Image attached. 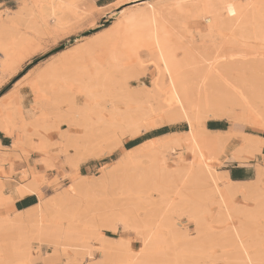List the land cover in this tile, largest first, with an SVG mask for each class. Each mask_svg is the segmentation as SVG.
<instances>
[{
  "label": "bare ground",
  "instance_id": "obj_1",
  "mask_svg": "<svg viewBox=\"0 0 264 264\" xmlns=\"http://www.w3.org/2000/svg\"><path fill=\"white\" fill-rule=\"evenodd\" d=\"M83 1L85 0H22L16 8L0 10L1 74L9 75L14 72L15 68L33 52L31 49L33 40L29 36L40 37L47 34L50 29L69 31L80 21V17L85 13L90 14L89 8L83 5ZM154 1L145 0V8L137 9L118 19L113 25L104 27L99 36H92L85 41L70 45L56 59L42 66L31 80L38 84L46 95L39 100V108L42 110L47 108V111L53 109V112L50 110L51 114L59 116V126L64 125L66 119L72 118L73 124L83 128L85 140L83 145L86 146L84 149L88 148V150L93 146L92 136L95 138L98 136L103 141L107 136V139L114 137L121 143L123 138L128 137L126 134L133 126H142L148 131L152 129L153 124L167 125L163 123L165 120L183 121L187 125V120H180L181 114L187 111L189 117L193 119V126L187 127L181 133L166 132L137 146L124 148L123 153L114 161L113 170L116 172L112 173L111 177L107 178L106 173H103L96 177V180L78 182L74 187V193L84 192L85 195V192H89L86 195L94 196L98 191H103L102 194L107 195L104 191L109 183L119 184L121 186L117 188L119 191L123 189L121 185L123 180H119L115 174L119 171L124 174L125 167L131 166L136 172L137 180L150 181L149 183L160 193L161 198L155 207L156 215L145 214L150 224L157 225L151 248L166 253L155 257L156 259L178 260L181 264L185 262L207 264L209 254L205 239L212 234L217 238L216 245L223 264H236L246 259L240 247L241 241L245 247L255 249L253 259H258L261 232L264 231L255 225L257 217L264 214V185L259 175L260 162H256L254 166L256 167L254 179L248 182L230 181L218 166L223 164L222 160L227 155L228 158L237 155L236 161L240 163L250 159L251 156H256L252 153H260V143L251 139L245 142L244 137L246 135L250 137L252 133H243L234 130L233 127L231 130H211L205 126V122L209 119L204 117L211 112L213 119L231 120L232 126L235 121L251 127V124L245 121L256 120L259 116L264 78L261 82L257 77H264V51L246 53L238 48L224 47V49L222 45L225 44L226 37L221 38L219 31L215 33L216 29H229L228 31L233 32L230 41L237 38L264 41V31L259 27L261 22L259 9L249 14L246 12L243 17L238 15L233 20L228 16L225 6L234 3L239 10L240 5L251 3L253 0H244L243 4L238 0H200L201 3L212 2L218 5L209 17L211 24L202 21L208 30L207 37H212L213 42L210 52L205 53L189 48L187 44L182 46L184 39L181 38L179 22L175 16H169L172 10L162 9L159 7L161 4ZM149 3L157 6L158 17L161 13L167 18L169 16L167 34L165 26L159 19L157 25L149 22L151 16ZM52 5L56 6L55 10ZM61 5L73 7H61ZM93 8L96 7L93 5ZM122 22L144 25V35L153 46L152 52L150 50L144 53V59L136 56L135 61L127 66L124 62L129 57H125L124 48L114 43L118 26ZM171 37L174 39L173 44L185 48L182 59L172 54V47L169 45ZM217 38L221 40L220 43L217 42ZM157 39L160 40L159 47L156 45ZM99 47L102 48V53L101 58L97 59L94 52ZM161 51L164 53L163 59L159 55ZM147 63L154 68V75L149 85L139 82L141 70L145 69ZM165 63L168 65L167 68L164 67ZM114 71L122 73L120 80L115 81L111 78ZM128 79L137 84L129 86ZM2 80L0 77V84ZM74 84L80 93L91 92L96 96L95 106L85 109L82 104H77L73 98H70V95L69 97L65 95L66 90ZM173 84L175 89L172 87ZM11 91L0 98V106L5 105L4 101L9 98ZM64 92L63 96L66 97L64 100L68 105L66 112L60 110L63 101L61 94ZM21 96L13 101L14 105L23 106L20 104L23 103ZM105 100L108 101L109 106L115 101L118 109L121 104L124 107L113 112L110 107L105 108L100 103ZM180 104L184 105L183 109L179 107ZM42 110L39 111V115H35V120L30 119L34 121L35 127L32 128L34 131L38 128L45 129L44 122L37 123L36 120L46 119L49 116V113ZM90 112L94 113L95 119L89 116ZM197 113L203 119L202 124L196 120ZM27 120L24 119V123ZM5 122L6 120L0 117L1 130L6 126ZM28 123L31 125V122ZM99 126L101 130H98ZM95 130L100 134H94ZM61 133H63L62 143ZM218 133L226 134L225 138H211L212 134ZM229 133L231 134L228 135ZM31 136L34 135L17 134L14 142H19L21 145L27 142L31 147L43 141L44 147L48 149V142L42 138L43 136L38 135L37 142H34ZM168 136L171 139H166L163 143L159 142L161 137ZM190 137H194L191 142H189ZM233 139H239L240 143L233 144ZM67 140L66 128L59 127L58 140L55 142L62 145L60 147L62 151H66L65 144L69 142ZM83 145L81 143V146ZM182 147L192 157L186 156L168 162V155L175 154L176 149ZM201 153L204 154V161L200 159ZM146 154L149 155L148 166L146 170L140 169L139 159ZM22 174L25 178L26 175L23 172ZM81 177L88 179L86 175ZM21 191L23 193V190ZM22 195L24 194L20 196ZM238 195L246 202L252 201L253 206L246 207L236 203L235 198ZM38 196L39 201L28 209L14 211L11 215L8 213L0 215V259L37 261L38 264H61V261L63 264H77V261L82 262L85 259L103 260L105 264H121L122 260L127 259L117 245L121 235L107 236L93 225L95 223H92L90 216L92 205L91 208L84 207L88 210V213L84 214L87 210H83L84 205L80 207L79 197H77L79 202H75L77 198L74 200L72 197L69 198V203L64 200L65 197L54 194L43 197L39 192ZM3 198L13 200L0 189V199ZM83 200L88 204L86 199ZM65 201L73 207L70 205L71 208L69 207L68 210ZM136 204H130L129 209L121 217L133 216L137 212ZM174 207H179L184 217L191 219L193 233H189L186 226H180L176 222L173 216ZM80 208L84 211L83 214ZM210 213H213L214 222L225 225L215 231L216 234L211 233L207 227L206 217ZM105 218L107 219L103 221L102 228L118 232L113 231L115 222L108 220L111 216L108 214ZM121 229L124 231L123 227ZM237 232H240L239 239L236 237ZM10 246L11 252L5 253L4 250L9 249Z\"/></svg>",
  "mask_w": 264,
  "mask_h": 264
},
{
  "label": "rangeland",
  "instance_id": "obj_2",
  "mask_svg": "<svg viewBox=\"0 0 264 264\" xmlns=\"http://www.w3.org/2000/svg\"><path fill=\"white\" fill-rule=\"evenodd\" d=\"M145 0H139V1H131V0H121V7L117 8L115 7L117 0H115L114 3H112L111 5L104 7L103 9H96L93 8V5L90 4L89 0H85L83 1V5L86 6L87 8H89L90 10V14L91 15H95L97 17L98 22H100L102 24V27L97 28V29H84L81 28L79 32L76 31V27L77 25L80 23V21L78 23H76L74 26H72L69 31H58V30H53L50 29L49 32L43 36L37 37V36H29V38H31L33 40L32 43V53L26 57L23 62H21V64L19 66H17V68H15V71L12 72L11 74H4L2 75L0 72V77L2 80V83L0 84V88L3 87L4 85L8 84L11 79L16 76L19 72L24 71L25 67L29 66L30 68L28 70L29 71V78L25 81V84L29 85L30 88L33 90L34 92V103L37 100H41L43 97H45L46 95L40 90V87L38 84L31 82L32 78L38 73V71L40 70V68L42 66H44L45 64H47L48 62L56 59L62 52H64L63 50H65L67 47H69L70 45L82 42L87 40L88 38L92 37V36H99L102 34L103 32V28L109 25H113L115 21H117L120 18H123L124 16L129 15L131 12L137 10V9H142L146 7V4L144 3ZM22 2V0H0V10L4 9V8H16L20 3ZM176 0H155L154 3H158V4H173L175 3ZM238 2L240 4L244 3V0H238ZM251 3H255V4H259V0H253ZM258 8L251 10L250 12H247L248 14L251 12L256 11ZM127 13V15H125ZM169 16H175V13L172 11L171 13H169ZM168 16V18H169ZM170 17V19H171ZM174 18V17H173ZM201 29L202 30H206L205 25L203 24L202 21L199 22ZM144 25H140V24H130V23H125L122 22L117 29V35L116 38L114 39V43L115 45H120L122 46L123 51H124V55L125 57H129V59L126 60V62H124V65L127 66L129 64H131L132 62L135 61V57H139L144 59V53L146 51L152 52V44L151 41L148 40L145 35H144ZM259 27L261 28V30L264 31V27H262L261 22L259 24ZM144 30V31H143ZM229 29H216L215 33L217 34L218 31L220 32L221 38H225V44L222 45V48L227 47L226 49L229 48H238L246 53H254V51H260L263 50L264 51V41L260 42L258 40L255 39H236L233 41L231 38L233 35V32L228 31ZM262 31V32H263ZM230 36V38H229ZM228 37V41L226 42ZM230 39V40H229ZM220 39L217 38V42L220 43ZM230 41V42H229ZM174 43V39L171 37L169 40V45H171L170 47H172V54L178 58V59H182L184 57V49L182 47H180V45H175ZM184 46L185 44H187L186 46H188L189 48H195L198 49V51H205L206 52H210L211 47H212V37H207L205 40L197 43V45L195 47L190 46V44L187 42V39L184 38V40L182 41ZM229 43V44H228ZM173 45H175V47H173ZM261 46V48H260ZM169 47V46H168ZM169 47V49H170ZM175 48V50L173 51V49ZM225 49V48H224ZM259 49V50H258ZM171 50V49H170ZM16 53H18V51H16ZM101 53H102V48L99 47L98 49L95 50L94 52V56L97 59L101 58ZM136 57V58H137ZM27 70V71H28ZM26 71V72H27ZM140 72V71H139ZM154 75V68L153 65H151L150 63L145 64V69L142 68L141 70V74L139 75V82L140 83H144L146 85L150 84V80L152 79ZM264 75V74H263ZM214 76V75H213ZM259 76H262L259 74ZM215 77V76H214ZM111 78L113 80H120L122 78V73L121 72H112L111 74ZM258 80H260L261 82L263 81L262 78L264 77H257ZM198 79V77H197ZM129 86H133L136 85L137 83L134 82L131 79L127 80ZM264 82V81H263ZM56 87V85H54ZM70 88V89H69ZM66 90V94L65 92L62 95V99L63 101L61 102L60 106H63L64 108L60 110L62 112H66L67 111V101L64 100V98L66 99V97H64L63 95L65 94L66 96L70 98H73V100L77 103V104H82V96L83 94L79 92V89L77 88V86L74 84L71 87H69ZM71 92V93H70ZM9 98H7L4 102L5 105L0 106V111H3V114L0 115L1 118L7 120L9 123H11L12 125V133L15 135V137H17V134H24L27 135V127H29L30 125L27 124L28 122L23 121V117L21 115V107L18 105H14L13 101L18 97V92L17 89L12 90L11 93L8 96ZM58 115H59V105H58ZM54 118L52 122L48 123V124H44L45 129L42 128H38L43 130L44 132L53 130V129H58L59 127L61 128V125L59 126V116H56L55 114H53ZM89 116L91 118L95 119L94 113L90 112ZM49 117V116H48ZM47 117V118H48ZM72 117L74 118V115H72ZM72 118L66 119V123L63 125L66 130H67V135H68V140L69 142H67V144H65L66 146V151H63L64 153H69L72 151H78L79 155H83L85 157H87V159H85V166L87 167L85 170H82V173H79L78 169L79 167L75 170V175H73V169L71 167V165L69 164L68 168H67V172L65 173L63 170L60 173V175L63 177L65 174H67L69 177H71L70 181L68 184L64 183V180L61 179L59 181L58 184L53 185L52 187H45L46 191L42 194L43 197H48L52 194L60 196V197H65L64 200L69 202V198L72 199H76L77 197H79L80 202L79 204H81L80 207H82L83 205V210L85 208H91L92 205V210L90 211V216H91V221L92 223H95L93 225H96L95 227H97L103 234L110 236V237H118L119 235H121V233H123V230L121 229V227L119 228L118 232H112L111 230H107L105 228H102L103 225V221H106L107 218H105V215L111 216L110 219H108L110 222H115L116 225V221L123 216L126 211L129 209L128 207L130 206V204L132 205V203H137V212H144L145 214H155L156 215V206L159 203V199H156L154 196V193H159V191H157L154 186L152 184H150V181L147 182H142L141 180H137L136 177V172L135 170L131 167V166H126L125 170L123 171L124 174H121L120 171L117 172V175L119 177V180H123V189L121 190H117V188H120L121 186L119 184H115V183H109L106 190L104 192H106L107 195H103V191H98V193H95L94 196L90 195H86V193L88 194L89 192H78L76 194V192H69L67 189L69 186H71L74 183V187L75 185H77L78 182H85V181H93L96 177L101 176V174L106 173V177L108 178L112 176V173L116 172L115 170H113V168L115 167V163L114 161L123 153L124 151V146H123V140L120 143V150H112L109 151L107 153V155H104V150L106 148H112L113 144L116 143V139L114 137H109L103 141L102 139H100V137H96L92 136L91 137V144L93 145L91 147V149L88 150V148L84 149L86 146L83 145V128L76 124H73ZM224 120V119H223ZM225 124L227 125V128H229L228 130H231V128L233 127L234 130H238L240 132L243 133H258L259 129L257 128H252L249 125L243 124V123H239V122H233V126L231 125L232 121L231 120H227L225 119ZM24 123V124H23ZM26 125V126H23ZM62 126V127H63ZM166 126L168 129L170 130H176L174 132L177 133H181L183 132L187 127L186 124L183 121H179L177 123H173V124H167V125H161L159 127H164ZM206 126V125H205ZM24 127V128H23ZM101 127L99 126L98 130ZM34 129V128H33ZM98 130H95L94 134H100V132ZM180 130V131H178ZM233 130V129H232ZM59 132V131H58ZM172 132V131H169ZM128 138V137H125ZM123 138V139H125ZM47 141V140H45ZM14 142V141H13ZM55 142V141H54ZM59 148L57 153L60 154V152L62 151V149L60 147H62V145L60 143L56 144ZM58 142V141H57ZM81 143L83 146H81ZM26 145H28V143H25ZM25 144H22L25 145ZM51 144L47 143V148L49 149V147ZM29 147V146H28ZM30 148V147H29ZM60 149V151H59ZM177 153V154H176ZM176 153L173 155H168V162H172L173 160H176L177 158H182V157H192L191 154L188 153V151H185V149L182 148H177L176 149ZM170 156V157H169ZM149 155L146 154L145 156L141 157L139 159V167L140 169H144L146 170L147 166H148V159ZM255 156H251V158H254ZM250 158V159H251ZM172 160V161H171ZM221 167V165L218 166V169ZM220 170V169H219ZM81 175H86L88 177V179H84L81 177ZM56 177H52V180H55ZM96 180V179H95ZM51 183V181H50ZM75 189V188H74ZM80 193V194H79ZM92 194V193H91ZM160 194V193H159ZM171 194V193H169ZM87 196V197H86ZM94 197L95 201H94ZM86 202H88V204H85V200ZM93 200H92V199ZM71 199V201H72ZM74 199V200H75ZM83 200V201H82ZM65 201V203H66ZM79 202L78 198L77 200H75V202ZM92 201V202H91ZM114 201V202H113ZM73 202V203H72ZM71 203L74 204L75 202L72 201ZM90 202V203H89ZM235 202L238 204H241L242 206H246V207H252L253 203L252 201H248L246 203V201H244L241 196L238 195V197L235 198ZM70 203V202H69ZM65 205V204H64ZM71 204L68 205V203H66L65 207L69 210V207ZM87 205V206H86ZM73 207V206H72ZM85 207V208H84ZM65 208V209H66ZM80 208V211L83 212L87 209H85L84 211H82ZM175 212L173 213V216L176 218V222L180 225V226H186L187 230H189V233H193V227H192V221L191 219H188L186 217H184V214L182 213L181 209L179 207H174L173 209ZM67 211V210H66ZM97 211V214H96ZM6 213V212H5ZM87 212H85L84 214H87ZM3 213H0V215ZM264 215V214H263ZM262 220V216L257 217V219L255 220V225L258 228H262L264 229V224H262L261 222ZM206 222H207V227L209 229V231L211 233L220 230L221 228L225 227L224 224L221 223H217L213 221V213H210L209 216L206 217ZM100 225V228H99ZM210 233V234H211ZM217 232H215L216 234ZM216 236L214 234H212L211 236L207 237L205 239V245L207 247V251H208V259L207 264H223L222 261L220 260L221 258V254L219 252V248L216 245ZM134 244L139 243V241H134Z\"/></svg>",
  "mask_w": 264,
  "mask_h": 264
},
{
  "label": "snow or ice",
  "instance_id": "obj_3",
  "mask_svg": "<svg viewBox=\"0 0 264 264\" xmlns=\"http://www.w3.org/2000/svg\"><path fill=\"white\" fill-rule=\"evenodd\" d=\"M121 6V0H117L115 7L119 8ZM52 7L55 10L56 6L52 5ZM61 7L73 6L61 5ZM148 7L151 9V16L149 18V22L153 25H157V21L159 19L165 26V31L167 34V26L169 22L168 18L163 13H161L158 17L156 5L149 3ZM159 7L162 9H171L175 13V19L179 22L180 32L182 33L181 38H186L190 46L195 47L197 43L205 40L208 36V30H202L199 22L203 21L205 24L210 25L211 19L209 17L212 12L218 7V5L212 2L201 3L200 0H176V2L171 5L161 4L159 5ZM225 7L228 16L233 20H235L238 15L243 17L246 12H250L251 10L258 8L261 25L262 27H264V0H259L258 5L255 3H247L240 5L239 10L238 6L234 3H229ZM125 15H127V13ZM100 27H102V24L98 22L97 17L95 15L85 13L84 16L80 17V23L77 25L76 31L79 32L81 28L94 30ZM156 45L157 47L160 46L159 39H157ZM159 55L161 59L164 58L163 51H161ZM164 67H168L167 63H165ZM169 75H171L170 72ZM25 79H28V77L25 76ZM8 87H11V85L9 84ZM172 87L173 89H175V84H173ZM96 99L97 98L93 95V93L86 92L82 96V106L85 109H88L90 106H95L94 101H96ZM178 100L179 98L177 97V101ZM100 103L103 104L105 108L110 107L113 112H116L124 107V105L121 104L118 109L115 101H112L110 106L108 101L106 100L101 101ZM39 104L40 101L37 100L36 106L39 107ZM179 107L183 109L184 105L180 104ZM249 107L251 106L249 105ZM204 118L211 120L214 117L211 112H208ZM180 120H187L186 127L193 126V119L189 117V113L187 111H184L181 114ZM196 120L201 124L203 123V119L201 118L199 113H197ZM5 123L6 126L2 130H0V140L3 141L2 143H0V150H5V146H7V155H11L13 151L21 153L20 156H17V159L21 161L19 166L24 168L25 172L27 173V179L23 183H20L19 180H17L16 183L12 185L13 198L18 199L21 194H31L35 196L39 193L41 187H52L53 185L58 184L61 179L64 180L65 184H68L71 177H69L67 174H65L63 177L60 175L62 167L63 171L66 173L67 168L70 164L73 169V175H75V170L84 163L85 159H87V157L80 156L78 151H72L69 153H64L63 151H61V153L57 155L50 148L46 149L44 147L43 141H41L39 144H33L30 148L26 144L22 146L19 142H12L16 141V137L12 133V125L7 120ZM60 123L63 124L64 121H60ZM163 123L170 124L177 123V121L165 120L163 121ZM245 123H250L252 128L259 129L258 133H252L250 137L246 135L244 137V140L245 142L249 141V139L253 141L258 140L260 143V153L252 154L256 155V159L260 161L259 175L261 183L262 185H264V160H260V157L264 156V89H262V99L259 107V116L256 120L245 121ZM158 127L159 124L152 125L153 131L151 134L153 136L161 135L160 132L155 131V129ZM146 130L147 129L142 126H133L130 127L126 135L128 137L138 136ZM56 131L59 130L56 129ZM230 134L231 133H229L228 135ZM5 136L10 137L11 139L4 140L3 137ZM225 136L226 134L224 133H218L212 134L211 138L224 139ZM166 139H171V137H161V140L159 142L163 143ZM191 139H194V137H190L189 142H191ZM62 140L63 133H61V143ZM155 142L156 141H154V143ZM49 143H52V141H49ZM232 143L238 144L240 143V140L233 139ZM197 147H199V145H197ZM229 147H231V145H229ZM112 150H120L119 140L113 144L112 148H106L103 154L107 155V153ZM28 152H35L38 154L37 159L35 161V166H33L31 157H28L27 166H25V164L23 163V157L27 156ZM225 154H227V152H225ZM222 158L223 157H221V159ZM200 159L201 161H204L203 153L200 154ZM230 159L233 162H236L237 155H231ZM52 177H56V179L52 180ZM3 178L5 182H7L9 178L7 168L3 170ZM213 182L215 183V181ZM254 182L255 181H253V183ZM16 184H19V187H17ZM21 190H23V193ZM67 190L70 193L73 192L74 183L69 186ZM154 196L156 199L161 198L159 193H154ZM221 199H223V197H221ZM11 206V199H0V213L6 212L8 213V215H11ZM261 222L262 224H264V215H262ZM121 226L123 227L124 231L123 233H121V239L117 241V245L121 249L122 255L127 257V259L121 261V264H181V262L178 260L161 261L155 258L157 256L165 255L166 253L164 251H156L151 248V245L153 243V236L156 233L157 225L150 224L149 221L146 219L144 212H136L133 216L121 217L116 221V225L113 228V231H118ZM236 237L237 239H239L240 232L236 233ZM192 238L194 239L195 237ZM134 241H139L140 243L134 244ZM240 247L242 249V254L246 257V259L243 261H238L236 262V264H264V231L261 232V243L258 253V259H253V254L255 252L254 248L245 247L242 241L240 242ZM11 250L12 248L10 246L9 249H5L4 251L5 253H10ZM0 264H38V262L0 259ZM61 264H63V261H61ZM77 264H105V261L85 259L82 262L77 261ZM185 264H187V262H185Z\"/></svg>",
  "mask_w": 264,
  "mask_h": 264
},
{
  "label": "crops",
  "instance_id": "obj_4",
  "mask_svg": "<svg viewBox=\"0 0 264 264\" xmlns=\"http://www.w3.org/2000/svg\"><path fill=\"white\" fill-rule=\"evenodd\" d=\"M91 5H94L96 8L99 9H103L104 7H107L109 5H111L112 3L115 2V0H89ZM31 70V69H30ZM25 72L20 78H18L14 83L11 84V87L4 92L3 94L0 95V98H3L4 95H6L7 92H10L11 90H15L17 89L18 92V96L22 95L20 98V101H22L23 103L20 102L21 104V115L23 117V120L28 119L27 122H31V125L29 127H27L26 129V133L29 135H34L31 136V139L34 142H37L39 140L38 135H40L42 138H44L45 140H47V142L49 143V141H52V143L56 140H58V131H56L55 129L44 132L41 129H37V130H33L32 128H34V121L30 120V119H34L37 115H39V113L41 112L39 107L37 108V106L34 103V92L33 90L30 88L29 85L25 84V81L27 79H25V76H27L29 78V71ZM19 85V87H18ZM36 106V107H35ZM61 109H63V106H60ZM38 109V111H37ZM54 111L53 109H43V112H47L49 113V117L46 119H36L37 123H41L43 124H48L53 120L54 116L53 114H51V111ZM40 111V112H39ZM3 114V111H0V115ZM34 114V115H33ZM33 115V116H31ZM36 115V116H35ZM26 122V121H25ZM33 123V124H32ZM29 124V123H28ZM206 127L209 128V126L211 128V130H216V131H220V130H228L229 128H227V125L225 124V121L223 119H211V120H207L205 122ZM63 126V125H61ZM161 127H158L156 129H159ZM155 129V130H156ZM1 130V129H0ZM34 131V133H33ZM37 132V134H35ZM153 129L148 130L143 132L142 134L135 136V137H128L123 139V146L125 148H131L134 146L139 145L140 143H143L155 136H150L148 138H143V136L145 134H148L150 132H152ZM176 131V130H175ZM180 131V130H178ZM31 132L33 134H31ZM38 137V140H37ZM138 138V139H137ZM4 140H10V137H3ZM3 141L0 140V143H2ZM13 142V141H12ZM52 143L50 145V149L57 155H59V153H57L58 151V146L54 145ZM25 144V143H24ZM6 148L7 146H5V150H0V189L2 191L3 194L5 195H10L12 197V185L14 183H16L17 180H19L20 183H23L26 179H27V173L25 172V169L20 167V160L17 159V156L21 155V153H17L15 151L12 152L11 155H7L6 154ZM38 154L35 152H28L27 156H25V158L23 157V163L25 164V166H27L28 164V157H31L32 162H33V166H35V161L37 159ZM264 156L260 157V160L263 159ZM223 164H221V167L219 168L221 172H223L224 176L227 177L230 181L232 182H248V180H252L254 179L255 175H256V167L255 164L256 162H260L259 160L256 159V156L254 158L248 159L246 161L243 162H233L230 158H228V155L225 156L223 158ZM43 167V166H40ZM7 168V172H8V180L7 182H5L4 178H3V170ZM87 167L85 166V162L80 165L78 171L79 173H82V170H85ZM63 170V167H62ZM61 170V172H62ZM22 172L26 175L25 178H23V174ZM60 172V173H61ZM226 173V174H225ZM22 174V175H20ZM83 174V173H82ZM22 176V177H21ZM23 180H22V179ZM16 186H18V184H16ZM46 191L45 187H41L40 188V193H44ZM13 198V197H12ZM39 201V196L38 194H36L35 196L31 195V194H24L22 196H19L18 199L13 198L12 200V206H11V212L14 211H24L30 207H32L33 205H35L37 202Z\"/></svg>",
  "mask_w": 264,
  "mask_h": 264
},
{
  "label": "trees",
  "instance_id": "obj_5",
  "mask_svg": "<svg viewBox=\"0 0 264 264\" xmlns=\"http://www.w3.org/2000/svg\"><path fill=\"white\" fill-rule=\"evenodd\" d=\"M30 67L28 66H26L25 67V69H24V71H22V72H19L16 76H14L12 79H11V81L8 83V84H6V85H4L3 87H1L0 88V95L1 94H3L4 92H6L10 87H8V85L10 84H12V83H14L18 78H20L28 69H29ZM209 128H211L210 126H209ZM162 130H165V131H162ZM155 131H157V132H160L161 134H163V133H166V132H169V131H175V130H170V129H168L166 126H164V127H161V128H159V129H156ZM152 132H150V133H148V134H145L144 136H143V138H148V137H150V136H152V134H151ZM138 139V138H137Z\"/></svg>",
  "mask_w": 264,
  "mask_h": 264
}]
</instances>
